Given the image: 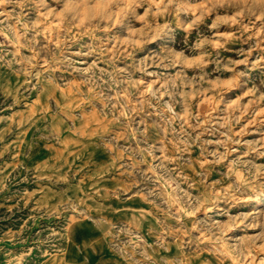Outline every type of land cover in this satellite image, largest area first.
Masks as SVG:
<instances>
[{
    "label": "clouds",
    "instance_id": "obj_1",
    "mask_svg": "<svg viewBox=\"0 0 264 264\" xmlns=\"http://www.w3.org/2000/svg\"><path fill=\"white\" fill-rule=\"evenodd\" d=\"M28 5H33L39 15L34 22L25 23ZM0 17V36L16 47L10 53L12 59L6 60L9 53L0 43V53H4L0 54V67L21 65L24 76L23 84L17 81L12 86L7 81L0 85L4 100L11 97L13 105L27 104L23 93L31 90L25 85L31 86L33 80L38 91H46L53 99L57 92L63 94L59 104L50 101L41 105L38 116L32 111L34 104L28 105L20 119L15 112L0 115V123L6 122V128L0 129V141L13 126L28 125L30 129L43 120L51 129L50 142L63 144L59 129L66 128L78 146L65 151L82 159L88 147L82 165L95 168L91 187L85 188L74 183L75 162L68 164V157L61 158L65 163L57 160L37 169L24 166L27 175L23 180L36 183L40 196L33 209L35 215L29 219H87L101 233L92 241L100 244L99 252L93 247L89 255L86 248L76 244L74 234L42 227L29 246L0 247L3 264H41L42 258L51 259L48 249L53 242L61 240H68L76 249L69 264H77L81 255L82 264H90L91 256L97 255L99 264H119L114 255H101L115 225L107 221L105 227L102 213L93 217L90 212L93 205L101 206L105 191L101 181L112 170L133 173V178L144 185L141 191L147 189L152 203L159 201L162 211L182 229L172 234L177 242L175 252L162 243L159 248L163 251L153 248L152 255L144 257L146 264H194L204 251L200 244L205 242L217 258L231 257L233 264H243L239 257L244 253L229 243L238 238L229 237L228 232L247 217H230L224 223L209 216L198 218L200 212L215 207V192L207 195L205 185V196H190L181 188L185 183L182 176L174 177L175 169L166 157L156 154L158 141L149 143L147 132L155 126L157 134H163L164 146L171 141L172 155L194 145L215 144L217 151L211 154L210 164H220L222 158L238 151L235 146L244 147L247 151L227 174L229 192L264 188L260 181L264 164L243 162L252 152L264 156V0H0ZM10 20L15 23H7ZM41 35L50 44L44 56L39 55L43 49L37 43ZM237 44L240 47H232ZM25 47L33 54L17 59ZM230 52L234 55H227ZM256 70L260 74L254 77ZM69 80L73 82L71 91L65 87ZM250 125H255L258 139H245L250 135ZM204 133L215 138L201 142ZM7 179H0V192L8 188ZM127 190L124 184L117 192L126 197ZM36 194V190L23 189L20 199L27 206ZM251 226L264 229V220ZM23 231L6 238L24 243L27 238ZM4 243L5 238L0 237V245ZM200 264L210 262L203 259Z\"/></svg>",
    "mask_w": 264,
    "mask_h": 264
},
{
    "label": "rangeland",
    "instance_id": "obj_2",
    "mask_svg": "<svg viewBox=\"0 0 264 264\" xmlns=\"http://www.w3.org/2000/svg\"><path fill=\"white\" fill-rule=\"evenodd\" d=\"M24 11L27 16L23 18L22 22L25 23L34 22L39 15L33 5L26 6ZM17 12H19V9H17ZM0 19H3V17H0ZM7 23L14 24L15 20H10ZM31 37L32 33L29 32L28 38ZM0 43L4 44V52L9 53L6 60H11L10 53L16 51L15 45L6 42L4 36H0ZM21 43H24L23 38ZM37 43L43 49L39 52V55H46L50 47L49 40L41 35L37 38ZM232 47L238 48L240 45L237 44ZM32 54L33 52L25 47L20 49V56L17 59L30 57ZM227 55H234V53L230 52ZM20 68L21 65L15 63L11 66V69L7 66L0 67V85H4L7 81H10L12 86H16L17 81L23 84L24 76L19 70ZM259 74V70L252 73L254 77ZM64 75L67 76L68 74L64 73ZM72 83L69 80L65 85L69 91H71ZM35 84L36 81L33 80L31 86L25 85V87L31 88L29 92L23 93L27 98V104L13 105L12 98L10 97L5 101L3 93L0 92V115L12 116L15 112L18 114L16 119H20L28 105L34 104L35 108L32 111L38 116L41 105H48L50 101L53 104H59L63 100L62 92H57L55 99H53L46 91H38ZM21 91L23 92V89ZM4 128H6V122L0 123V129ZM25 129H28V125H24L22 128L13 126L12 129L3 133L4 139L0 141V153H3L0 156V169L3 170L0 179L8 178L6 180L8 188L4 192H0V237L5 238V243L0 247L19 249L29 246L33 243V237L41 232L42 227L50 226L56 228L57 231L74 234L76 244L81 245L82 250L86 248L87 254L91 255L93 247H96L99 252L100 244H93L92 241L101 233L93 227L90 220L86 219L81 222L61 219L57 221L55 217H37L35 221L29 219L30 216L35 215L33 209L40 196L36 183L31 182V180L27 182L23 180L27 175L24 166L29 169H37L41 165L57 160L65 163L61 158L68 157V164L75 162L73 170L77 172V175L74 183L79 182L85 188H89L91 187L95 168L82 165V159H87L90 149L88 147L84 148L82 159H77L74 153L70 155L65 149L78 146L73 138V133L66 128H61L59 131L64 143L56 144L55 140L50 142L48 132L51 129L46 128L43 120H38L35 126L27 131ZM254 129L255 125L249 126L250 135L246 136L245 139L259 138ZM147 135L150 137L149 143L158 141L157 148L160 150L156 154L166 157L169 166L175 169L174 177L179 178L182 176L185 183L181 184V188L185 189L190 196H205V185H207V195H211L213 191L215 192V196L218 198L213 201L215 207L210 212H200L198 218L203 219L205 216H209L224 223L230 217H241L242 215L247 217L245 220L237 221L232 231L228 232L229 237L238 238L236 241L230 240L229 243L244 253L243 256L239 257L243 264H261V261H264V236L261 235L264 229L252 227L251 224L253 222L260 223L264 220V188H258L256 192L251 190L242 193L229 192L231 184L227 174L231 171L233 162L237 161V158L245 153L247 149L237 145L235 147L238 148V151L232 152L227 158H222L220 164H210L209 162L213 160L211 154L217 151L215 144L202 143L200 146L194 145L183 153L177 151L172 155L169 152L171 141L168 142L169 146H164V140L161 139L163 134H157L155 126L149 128ZM214 138L204 133L201 135L200 140L203 142ZM219 151L223 152L224 150L220 149ZM261 151L264 152V149H261ZM205 157H207V160H205ZM243 162L249 163L250 166L251 163L264 164V156L252 152L244 157ZM13 168L16 171H13ZM64 171H68V168L65 167ZM9 173L12 174L11 177H9ZM260 181L264 183V177H261ZM124 184L128 185L126 197L119 195L117 192ZM101 187L105 189L102 193L104 200L101 202L100 207L92 206L90 209L91 215L97 217L102 213L105 227H107V221H111L115 225L101 255L104 257L114 255L119 259V264H146L144 257L151 256L153 248L163 251L159 248L162 243L170 245L173 252L177 250V242L173 239L172 234L182 231V229L179 228V224L175 219L162 211L159 207V201H156L155 204L152 203V198L147 195V189L141 191L144 185L133 178V173L112 170L101 181ZM23 189H28L29 192L36 190L37 192L27 206H25V201L20 199ZM71 194L69 192V195ZM118 195L119 198H117ZM97 200H99V197H97ZM258 203L261 204L258 205ZM89 204L91 205L92 201H89ZM109 205H111L110 208ZM9 208L12 210L9 211ZM254 217L256 218L255 221H253ZM25 221H27L26 225ZM208 222L211 223V221ZM82 225L87 227L82 228ZM189 226H191L190 222ZM22 228L24 230L23 235L27 238L24 243H13L7 240V235L19 233ZM46 234V232L43 233V235ZM193 235L199 236L200 233L194 232ZM200 247L204 251L195 260L194 264H200V260L203 259L208 260L210 264H233L231 257L219 259L216 253H210L207 250L210 245L206 242L200 244ZM48 250L51 259L44 257L41 264H43L44 259L48 260V264H69L76 255V249L68 240L54 241L53 246ZM249 253L251 254L249 255ZM83 259L84 257L81 255L77 260V264H82ZM99 261V255L91 256L90 264H99ZM0 264H3L2 257H0Z\"/></svg>",
    "mask_w": 264,
    "mask_h": 264
},
{
    "label": "bare ground",
    "instance_id": "obj_3",
    "mask_svg": "<svg viewBox=\"0 0 264 264\" xmlns=\"http://www.w3.org/2000/svg\"><path fill=\"white\" fill-rule=\"evenodd\" d=\"M261 203H258V205H260Z\"/></svg>",
    "mask_w": 264,
    "mask_h": 264
}]
</instances>
